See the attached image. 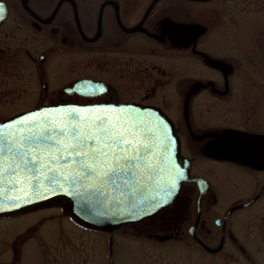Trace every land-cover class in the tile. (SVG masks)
I'll return each instance as SVG.
<instances>
[{
    "label": "flooded vegetation",
    "instance_id": "1",
    "mask_svg": "<svg viewBox=\"0 0 264 264\" xmlns=\"http://www.w3.org/2000/svg\"><path fill=\"white\" fill-rule=\"evenodd\" d=\"M0 5V122L65 105L160 110L190 181L125 228L150 244L188 245L201 264H264V0ZM84 81L106 91L86 96Z\"/></svg>",
    "mask_w": 264,
    "mask_h": 264
},
{
    "label": "snow or ice",
    "instance_id": "2",
    "mask_svg": "<svg viewBox=\"0 0 264 264\" xmlns=\"http://www.w3.org/2000/svg\"><path fill=\"white\" fill-rule=\"evenodd\" d=\"M3 13L0 5V19ZM91 111L67 106L0 122V211L4 201L19 207L31 195L64 194L140 219L173 202L186 178L170 167L175 140L166 146L140 115L113 118L106 106Z\"/></svg>",
    "mask_w": 264,
    "mask_h": 264
},
{
    "label": "rangeland",
    "instance_id": "3",
    "mask_svg": "<svg viewBox=\"0 0 264 264\" xmlns=\"http://www.w3.org/2000/svg\"><path fill=\"white\" fill-rule=\"evenodd\" d=\"M137 231L82 230L59 208L0 219V264H201L188 245L139 241Z\"/></svg>",
    "mask_w": 264,
    "mask_h": 264
},
{
    "label": "water",
    "instance_id": "4",
    "mask_svg": "<svg viewBox=\"0 0 264 264\" xmlns=\"http://www.w3.org/2000/svg\"><path fill=\"white\" fill-rule=\"evenodd\" d=\"M80 87L84 88L86 93L94 92L97 87V84L94 83L93 81H84L83 83H81ZM86 96H94V95H86ZM67 106H72V105L39 108L30 112L22 113L12 119L4 121V123L17 120L18 118L28 116L35 112H42L43 110L46 109H56ZM96 106H106L107 110L113 116V118L116 117L117 112L122 113L124 116H128V114H131L133 117L140 115L145 119V121L150 122L153 126L157 128V131L164 139V143L166 146L170 144L171 140L173 139L175 140L176 143L175 145L172 146V155L174 158V163L173 165H170V167L175 169V167L178 166L179 169L184 172L186 177L184 180L180 181L181 186L178 192L179 195L182 185L190 181V175H189L190 164L189 161H187V159L181 156L180 141L175 133L174 125L168 119V117L158 109L152 107H144L135 104L121 105V106H117L116 108H112L111 106L113 105H90V106H76V107L90 110V114L95 115L96 112L91 110H94ZM60 114L61 113H52V112L49 113V115L53 117L58 116ZM215 155L220 158L230 159L237 162L239 161V158H241V155L239 154H234V155L215 154ZM11 194L15 195V193H11ZM178 195L175 196L174 200ZM2 203L6 207V210L0 211V219H12L38 211H44L52 208H59L61 209V211L65 216L71 218V220L81 228L98 233L112 234L115 231H118L123 226L140 223L146 219H151L155 217L163 209L171 205L173 202L153 212V214L151 215H143L140 219H136L135 217L130 218V213L127 209L106 210L100 208L97 205L86 202L84 200H74L70 195H64V194H48L47 196L31 195L30 198L26 197L24 200H22L20 202L19 207H12L11 205L13 202L11 201H4ZM105 211H107V215H103V216L99 215V213ZM158 240L160 242H163L165 241V238H158Z\"/></svg>",
    "mask_w": 264,
    "mask_h": 264
},
{
    "label": "trees",
    "instance_id": "5",
    "mask_svg": "<svg viewBox=\"0 0 264 264\" xmlns=\"http://www.w3.org/2000/svg\"><path fill=\"white\" fill-rule=\"evenodd\" d=\"M11 264H20V257L19 259L18 258H15Z\"/></svg>",
    "mask_w": 264,
    "mask_h": 264
}]
</instances>
